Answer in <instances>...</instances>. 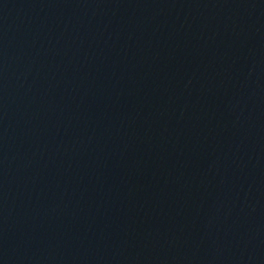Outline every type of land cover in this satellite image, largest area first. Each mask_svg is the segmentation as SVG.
Listing matches in <instances>:
<instances>
[{"label":"water","instance_id":"95a60500","mask_svg":"<svg viewBox=\"0 0 264 264\" xmlns=\"http://www.w3.org/2000/svg\"><path fill=\"white\" fill-rule=\"evenodd\" d=\"M0 264H264V0H0Z\"/></svg>","mask_w":264,"mask_h":264}]
</instances>
